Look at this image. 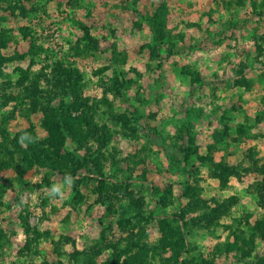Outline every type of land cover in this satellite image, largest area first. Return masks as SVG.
<instances>
[{"label": "rangeland", "instance_id": "obj_1", "mask_svg": "<svg viewBox=\"0 0 264 264\" xmlns=\"http://www.w3.org/2000/svg\"><path fill=\"white\" fill-rule=\"evenodd\" d=\"M0 1V37L8 35L0 41V125L15 112L13 133L29 128L44 138L42 115L27 112L32 100L18 104L12 96L25 92L21 67L47 65L52 77L62 62L82 76L73 114L89 110L100 129L84 147L66 139L63 152L77 170L67 176L27 165L20 153L15 166L0 169V264H72L76 249L101 250L94 261L105 263L112 245H126L140 226L157 245L159 219L175 227L183 209L181 260L237 264L217 249L242 232L254 241L246 259L264 251V0H167L168 38L178 47L169 58L145 18L160 0ZM88 35L99 41L98 53ZM196 74L202 81L195 84ZM48 82L41 81L44 91ZM92 157L100 171L85 167ZM56 185L61 192L52 191ZM129 186L136 203L124 197ZM105 194L118 200L113 214ZM23 225L38 237L31 248ZM171 254L168 247L151 264Z\"/></svg>", "mask_w": 264, "mask_h": 264}, {"label": "trees", "instance_id": "obj_2", "mask_svg": "<svg viewBox=\"0 0 264 264\" xmlns=\"http://www.w3.org/2000/svg\"><path fill=\"white\" fill-rule=\"evenodd\" d=\"M2 5L3 4L0 1V7H2ZM21 9L23 12L26 11V8L23 6ZM168 14L169 10L167 0H160V2L154 5L153 11L146 15L145 18L149 29L153 33V37L156 41L157 47L160 49V52L164 46L167 45L170 47V53L167 54V57L169 58L170 55H173L178 51V47L168 38L170 33L166 27L169 20ZM23 33L29 35V33L24 30ZM35 33L38 34L37 32ZM88 40L94 44V46L91 47L94 48L95 53H98L99 41L91 35H88ZM0 41L3 43L8 42V35L0 37ZM32 47L36 48V45L33 44ZM37 50H35V53ZM82 53L90 55L89 51L86 52V50L79 52V54ZM159 56L161 57V62L158 65V69L162 70L163 56L161 54ZM7 59L9 60L10 58ZM46 68L47 65L43 66V68L41 67L40 70L33 72L30 69H24L21 67L20 71L22 77H20V85L22 87L24 86L25 92L21 96H12L18 104H23L26 100H32L30 108L27 112L30 114L40 113L42 115L41 126L44 129L45 136L44 138H39L38 133L29 128L18 129L13 133L9 127V122L15 118V112L12 113L11 117L9 116L8 119H5L0 125V169H4L12 165L15 166L17 164L15 154L20 153L24 156V161L27 165L46 166L54 169L55 171H59V173L64 176H67L72 172V169H75V167L68 160V156L63 152L66 139L70 137L81 147H84L86 146V141H88V139L91 137H99L100 129H98V124L94 123V115L89 112V110H85L79 115H74L72 112V109L78 110L79 107H81L80 99L82 97V85L80 82L82 76L79 73L78 67L69 68L64 66L62 62H59L53 68L52 77H49ZM31 74H34V77H32ZM197 75L198 74H196L193 78L194 83L202 81V78ZM43 78H46L47 81H49V86L45 91L41 86ZM25 81H30V83L26 84ZM129 82L130 81L125 82V84H127V88L131 86ZM122 87H125L124 82ZM118 90L119 88H117V91ZM68 95L74 98L73 103L71 104H68L65 99ZM43 99H45L44 102ZM7 100L9 101L10 98ZM106 102L107 101L105 100V103ZM86 104L87 103H85V105ZM89 108L94 112L93 106H90ZM27 112L26 114L30 115ZM113 119L115 123L123 122L124 116L122 114H113ZM83 123L88 125L89 128L87 131L80 129L79 125ZM103 128L107 129L106 123L103 125ZM237 130L240 135V137L237 138V141H239L241 136L246 133V128L241 126ZM228 131L229 124L227 125L226 123L224 132ZM85 167H87L91 173L100 171L101 166L99 158L92 157L91 163L86 164ZM220 168L223 171L227 170L223 165ZM123 192L124 197H131V202L136 203V200L134 199L136 190H134L133 187L129 186ZM103 197L104 202L106 199L109 201L106 211L110 210V213H112V209L114 208L113 206L118 201L116 200L117 198L106 194ZM175 215L177 216H174L173 221L179 222V225L177 224L175 227L170 224V226H172L170 228V226L164 222L166 220L159 219L163 226L161 231L162 236L157 245L151 244L146 240L145 230L143 229V226H140L139 233L136 237H129L130 239L126 245L121 246L117 243L113 244L112 249L108 253L109 256L107 257V261L101 264H151V260L154 257L156 258L159 256V253L161 251H165L168 247L171 248L172 254L171 257L168 258L161 256V261L164 264H215L216 256H213L211 259H207L203 262H197L194 256H191L189 260L185 258H183V260L180 259L179 256L182 253L181 248L183 245L181 240H184V232L183 230L181 231L180 221L185 224L187 223L186 210L183 209L180 213L176 212ZM139 219L140 221L144 220L143 217H139L137 220L139 221ZM124 222L125 221H123L122 224ZM23 227L28 235L27 246L28 248H31L32 244L38 237L29 235V226L23 225ZM71 239L72 238H69V240ZM102 239L104 240L103 234ZM253 242L254 241L251 237H246L242 232L236 236L235 242H228L225 246H223V248L218 246L217 253H226L230 260L231 258L232 260L235 259L237 264H264V251L258 252L253 259H246L249 256L243 255L252 251L254 247ZM27 246L25 248H27ZM59 248L60 247H56L55 251L59 252ZM99 253H102V251L99 250L95 251L93 254H88L87 251H80L76 249L72 254H70V256L72 264H98L94 261V256ZM61 263L64 264V262Z\"/></svg>", "mask_w": 264, "mask_h": 264}, {"label": "clouds", "instance_id": "obj_3", "mask_svg": "<svg viewBox=\"0 0 264 264\" xmlns=\"http://www.w3.org/2000/svg\"><path fill=\"white\" fill-rule=\"evenodd\" d=\"M66 182L71 183V177H66ZM52 191H53L54 193H59V192H61V186H60V185H56V186H54L53 189H52Z\"/></svg>", "mask_w": 264, "mask_h": 264}]
</instances>
